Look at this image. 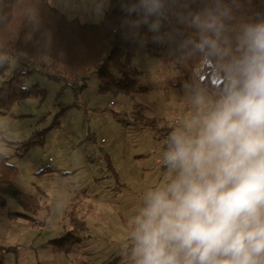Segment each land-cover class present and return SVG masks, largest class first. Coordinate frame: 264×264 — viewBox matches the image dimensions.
<instances>
[{
	"label": "clouds",
	"instance_id": "obj_1",
	"mask_svg": "<svg viewBox=\"0 0 264 264\" xmlns=\"http://www.w3.org/2000/svg\"><path fill=\"white\" fill-rule=\"evenodd\" d=\"M167 3L131 0L128 26L174 39L160 31ZM233 20L225 0L183 17L194 31L176 40L179 59L197 57V71L210 61L222 84H185L191 108L166 138V174L134 209L126 264H264V18Z\"/></svg>",
	"mask_w": 264,
	"mask_h": 264
},
{
	"label": "rangeland",
	"instance_id": "obj_2",
	"mask_svg": "<svg viewBox=\"0 0 264 264\" xmlns=\"http://www.w3.org/2000/svg\"><path fill=\"white\" fill-rule=\"evenodd\" d=\"M49 1L69 19L90 24L101 23L111 5V0ZM130 66L135 73L128 91L103 92L104 82L96 69H68L56 65L49 57H13L0 81H8L22 70L26 73L25 88L33 89L37 83L44 90V94L33 93L10 109L0 110V152L17 167L19 187L25 193L41 197L44 213L47 205L53 207V200L49 201L46 192H42L47 184L52 189L56 184L77 185L101 203L102 210L89 219L87 216L84 225H80L83 220L77 215L76 218L75 214L68 216L64 212L61 213L64 219L55 220L60 226H67L62 230L64 234L70 230L86 244L85 249L91 255L95 253L98 264L107 260L102 258V244L92 249L95 244L102 237L115 240L121 233H127L141 193L166 174L160 164L166 138L176 121L191 108L185 84L192 83L194 78L202 84L197 68L188 76L181 67L143 49L136 51ZM118 75L116 72L115 76ZM148 118L157 119V124H147ZM158 127L167 129L160 132L156 130ZM5 197L11 202L10 209L21 207L7 194ZM20 212L26 211L22 208L14 214ZM17 243V252L4 254L6 264L43 263L39 258L36 262L27 259L26 250ZM81 253L88 255L82 250ZM70 256L73 258L72 253ZM73 259L63 264H80L83 260Z\"/></svg>",
	"mask_w": 264,
	"mask_h": 264
},
{
	"label": "trees",
	"instance_id": "obj_3",
	"mask_svg": "<svg viewBox=\"0 0 264 264\" xmlns=\"http://www.w3.org/2000/svg\"><path fill=\"white\" fill-rule=\"evenodd\" d=\"M129 2L131 0H111L101 23L90 24L69 19L52 6L49 0H0V53L18 59L49 57L56 65L72 70L94 68L104 82L101 86L103 92L128 91L135 73L130 64L138 49L172 62L184 69L188 76H192L199 59L194 57L181 61L176 40L193 33L194 29L183 22V17L204 8L208 0H168L166 19L163 20L160 31L174 39H165L163 42H155L154 34L148 31L147 26H141L137 32L130 29L127 24L128 14L124 11V5ZM225 2L233 9V24L264 18V0ZM33 15L36 23L30 21V16ZM10 64L0 68V81ZM199 71L203 85L209 89L221 86L222 81L217 79L210 61L200 65ZM116 72L119 77L115 76ZM25 74L22 70L18 71L13 78L0 83V110L10 109L15 102L33 93L44 94L37 83L33 89L24 87ZM157 122L155 118L146 120L150 125ZM166 129L156 128L160 132ZM106 158L110 161L108 154ZM17 175V167L10 163L8 156L0 152V204L6 203L4 196L7 194L26 211L16 215L29 218L36 226L44 228L51 217L50 206L47 205L43 218L37 220L36 215L43 208L40 199L36 195L25 193L19 187L16 183ZM80 241L69 230L59 238L46 242L44 247L49 246L58 253H69ZM16 251L18 247L0 246V264H6L5 253Z\"/></svg>",
	"mask_w": 264,
	"mask_h": 264
},
{
	"label": "crops",
	"instance_id": "obj_4",
	"mask_svg": "<svg viewBox=\"0 0 264 264\" xmlns=\"http://www.w3.org/2000/svg\"><path fill=\"white\" fill-rule=\"evenodd\" d=\"M43 189L42 192H46L47 194L46 198L49 201L53 200V207L51 205V217L44 228H39L29 218L15 215L14 212H19L22 208L18 206L17 209H10L9 206L11 202H9L8 198L4 196L7 205L0 206V246L17 247L16 244L19 242V245L26 250L27 259H34L33 261L36 262L35 260L39 258L43 261L42 264H63V261L72 262L75 260L73 259L75 257L83 259L80 264H89L87 261H94V264H98L97 258L94 255L95 253L91 255V251L85 249L86 244L83 241L79 243V245H76L73 251L66 253V255L54 252L51 247H44V244L64 235L62 230H65L67 226H60L58 223H55L56 219H64L62 218L64 216L61 214L62 212L68 216L75 214L74 216L76 217L77 215V217H80L83 220L80 225H84L87 221V216L89 219L92 214L102 210L101 203L95 202L91 196L89 197L87 195L85 190H79L77 185L64 187L61 184H56L54 189H52L51 184H47ZM39 198L41 199V197ZM128 201L130 200H127L126 202ZM71 205L73 206L72 209H70ZM44 214L45 213L42 210L39 211L36 219L41 220ZM70 222L72 226L75 224L74 219ZM66 232L67 231H65V233ZM57 234H59V236H57ZM126 234L127 233H121L115 240H108L102 237V241L96 243L95 247L92 248L96 249V246L102 244V258L104 257L103 259L107 260L104 264H126V256L122 251L125 245L123 239H126ZM89 236L90 235H88V237ZM120 237H122V240H119ZM95 241H98V239H95ZM87 243L89 245L91 244L90 241ZM81 250L83 252H88V255L82 254ZM75 252H78L80 255H75ZM71 253L73 258L70 256Z\"/></svg>",
	"mask_w": 264,
	"mask_h": 264
}]
</instances>
